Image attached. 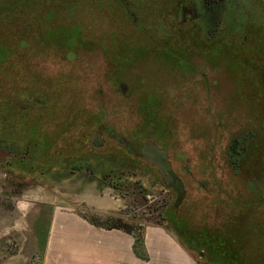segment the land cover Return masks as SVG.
Here are the masks:
<instances>
[{"label": "rangeland", "instance_id": "374dc122", "mask_svg": "<svg viewBox=\"0 0 264 264\" xmlns=\"http://www.w3.org/2000/svg\"><path fill=\"white\" fill-rule=\"evenodd\" d=\"M56 207L264 264V0H0V264L40 263Z\"/></svg>", "mask_w": 264, "mask_h": 264}, {"label": "crops", "instance_id": "0c3cea01", "mask_svg": "<svg viewBox=\"0 0 264 264\" xmlns=\"http://www.w3.org/2000/svg\"><path fill=\"white\" fill-rule=\"evenodd\" d=\"M53 213L39 264H189L188 252L162 226L145 228L138 256L132 234L100 227L57 207Z\"/></svg>", "mask_w": 264, "mask_h": 264}, {"label": "water", "instance_id": "95a60500", "mask_svg": "<svg viewBox=\"0 0 264 264\" xmlns=\"http://www.w3.org/2000/svg\"><path fill=\"white\" fill-rule=\"evenodd\" d=\"M140 157L143 161L154 166L164 186L173 191L176 197L174 207H177L185 196V190L167 160V152L157 147L153 142L147 141L141 147Z\"/></svg>", "mask_w": 264, "mask_h": 264}, {"label": "trees", "instance_id": "16d2710c", "mask_svg": "<svg viewBox=\"0 0 264 264\" xmlns=\"http://www.w3.org/2000/svg\"><path fill=\"white\" fill-rule=\"evenodd\" d=\"M232 144H230L229 148H228V164H229V167L230 169L233 171H236L238 170V167H239V161L237 160V157H232V154L235 153V143H237V140L236 139H233L231 141ZM246 149H247V145H243L242 147V152L241 154L244 155L246 153ZM6 152V150H5ZM8 154H10V152H6ZM138 184V183H137ZM151 189H155V186L152 184L151 185ZM158 216L162 219V220H165L167 221V217L165 215V210H158ZM90 222H92L93 224H96L100 227H103V228H106V229H118V230H121L123 232H126V233H130L133 235L134 237V251L136 252V254H138L139 256V248L142 247V239H143V228L142 226H130L124 222H122L121 220H107V221H97V220H90ZM154 224L156 225H165V224H162V222L160 221H155L153 222ZM179 244L183 247V248H187V245L182 241L180 240ZM201 251V246L197 245V253H199ZM142 254H141V257L143 259H145V253L142 249Z\"/></svg>", "mask_w": 264, "mask_h": 264}, {"label": "flooded vegetation", "instance_id": "af4514ba", "mask_svg": "<svg viewBox=\"0 0 264 264\" xmlns=\"http://www.w3.org/2000/svg\"><path fill=\"white\" fill-rule=\"evenodd\" d=\"M117 1V0H116ZM118 1H123V0H118ZM183 8V7H182ZM188 15H187V13L185 12V9H181V8H178V19H184L185 17H187ZM177 19V20H178ZM193 21V24L194 25H197V27H198V29L200 30V27H199V24H198V22H196V20L195 19H193L192 20ZM193 28H194V26H193ZM189 29H191V28H189ZM200 33H201V35H202V32H201V30H200ZM203 36V35H202ZM204 38V37H203ZM196 50H199V49H196ZM254 138V137H253ZM253 138L248 142V144H247V148H248V145L252 142V140H253ZM97 144L96 145H98V143L99 142H96ZM156 145V144H155ZM157 146V145H156ZM158 147V146H157ZM160 148V147H159ZM160 149H162V148H160ZM237 149V143H235V150ZM162 150H164V149H162ZM246 151H247V149H246ZM246 154V153H245ZM245 154L244 155H242L241 153H238V152H236V153H233L232 154V157H237V160L239 161V167H238V170H236V171H232L235 175H237L238 174V172L241 170L240 169V164H241V162H242V160H243V157L245 156ZM167 160L169 161V163H170V165H171V168H172V170H173V172H174V174H175V176L179 179V177L176 175V172L174 171V169H173V167H172V164H171V161L168 159V154H167ZM143 161V160H142ZM227 161H228V155H227ZM145 162V161H144ZM145 163H147V162H145ZM147 164H149V163H147ZM149 165H151V164H149ZM151 166H153V165H151ZM154 167V166H153ZM72 168H77L76 166H73L72 165ZM71 169V168H70ZM155 169V168H154ZM240 169V170H239ZM156 171V170H155ZM156 173H157V171H156ZM158 174V173H157ZM159 176V175H158ZM160 178V177H159ZM161 180V179H160ZM180 180V179H179ZM181 181V180H180ZM162 182V181H161ZM182 182V181H181ZM182 184H183V182H182ZM154 186H155V188H156V184H153ZM164 185V184H163ZM165 187V186H164ZM183 187H184V184H183ZM167 190H169V191H172V190H170L169 188H167V187H165ZM185 190V189H184ZM172 193H173V191H172ZM174 194V193H173ZM122 218V217H121ZM86 220H94V219H86ZM122 222H124V223H126V224H128V225H130V226H138V225H133V224H130V223H127V222H125L124 220H122V219H120ZM161 226V225H160ZM164 226V228H165V225H163ZM166 229V228H165ZM168 232H170L168 229H166ZM171 233V232H170ZM181 240L187 245V248L185 249L187 252H188V254L190 255V256H192V255H197V258L199 259V261H198V264H227V263H229L228 262V260H225L226 259V257H224L223 255H221L220 257H216V256H214V258H209V259H205V251L203 250V249H201V251L199 252V253H197L196 254V252H197V245H199V246H201L195 239H193V238H190V237H185V238H181Z\"/></svg>", "mask_w": 264, "mask_h": 264}]
</instances>
